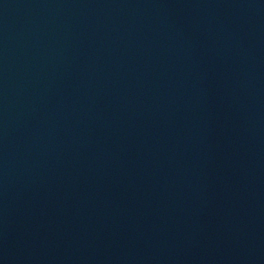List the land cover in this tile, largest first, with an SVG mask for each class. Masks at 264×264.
I'll use <instances>...</instances> for the list:
<instances>
[{
	"label": "water",
	"instance_id": "95a60500",
	"mask_svg": "<svg viewBox=\"0 0 264 264\" xmlns=\"http://www.w3.org/2000/svg\"><path fill=\"white\" fill-rule=\"evenodd\" d=\"M0 264H264V0H0Z\"/></svg>",
	"mask_w": 264,
	"mask_h": 264
}]
</instances>
